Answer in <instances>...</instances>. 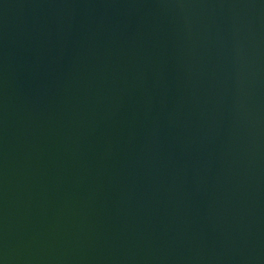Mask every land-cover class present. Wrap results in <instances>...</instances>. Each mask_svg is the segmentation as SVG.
Segmentation results:
<instances>
[{
	"label": "water",
	"instance_id": "water-1",
	"mask_svg": "<svg viewBox=\"0 0 264 264\" xmlns=\"http://www.w3.org/2000/svg\"><path fill=\"white\" fill-rule=\"evenodd\" d=\"M0 264H264V0H0Z\"/></svg>",
	"mask_w": 264,
	"mask_h": 264
}]
</instances>
